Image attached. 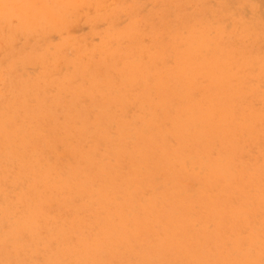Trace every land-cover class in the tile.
<instances>
[{"label": "rangeland", "instance_id": "1", "mask_svg": "<svg viewBox=\"0 0 264 264\" xmlns=\"http://www.w3.org/2000/svg\"><path fill=\"white\" fill-rule=\"evenodd\" d=\"M259 58L264 0H0V264H264Z\"/></svg>", "mask_w": 264, "mask_h": 264}, {"label": "bare ground", "instance_id": "2", "mask_svg": "<svg viewBox=\"0 0 264 264\" xmlns=\"http://www.w3.org/2000/svg\"><path fill=\"white\" fill-rule=\"evenodd\" d=\"M48 1H49V0H48ZM242 5H243V4H242ZM260 10H261V9H260ZM249 12H250V10L248 11V13H249ZM1 14H2V13H1ZM254 21H256V20H254ZM34 24H35V23H34ZM253 24H257V26H259L258 23L253 22ZM254 26H255V25H254ZM254 26H253V27H254ZM260 26H261V25H260ZM247 29H248V28H247ZM247 29H246V31H247ZM243 30H244V29H243ZM244 31H245V30H244ZM246 31H245V32H246ZM241 32H242V31H241ZM245 32H244V33H245ZM247 32H248V31H247ZM189 33H190V32H189ZM200 33H201V32H200ZM205 33H206V32H205ZM242 33H243V32H242ZM197 34H198V33H197ZM186 35H187V34H186ZM189 35H190V34H189ZM239 35H240V34H237V36H239ZM245 35H246V36L249 35V38L251 37V35L249 34V32H248V34L246 33ZM182 36H184V35H182ZM184 37H185V36H184ZM252 37H253V36H252ZM252 37H251V38H252ZM188 38H190V37L188 36ZM211 38H212V37H211ZM243 38H244V37H243ZM245 38H246V37H245ZM247 38H248V37H247ZM251 38H250V39H251ZM253 38H254V37H253ZM178 39H179V38H178ZM185 39H187V37H185ZM197 39H199V36H198V38H196V39L194 38L195 41H193V40H192V41H193V42H196ZM206 39H207V37H206ZM236 39H237V38H236ZM238 39H239V38H238ZM250 39H249V40H250ZM254 39H255V38H254ZM161 40H162V39H161ZM181 40H182V38H181ZM181 40H180V41H181ZM212 40H213V39H210L211 42H209V43H212ZM104 41H105V40H104ZM107 41H108V40H107ZM186 41H187V40H186ZM197 41H198V40H197ZM235 41H236V40H235ZM244 41H245V39H244ZM250 41H252V40H250ZM189 42H190V41H189ZM198 42H199V41H198ZM239 42H240V40H239ZM183 43H185V42L183 41ZM199 43H201V42H199ZM209 43L207 44L208 46H209ZM213 43H215V42L213 41ZM217 43H218V42H217ZM179 44H180V42H179ZM218 44H219V43H218ZM247 44H248V43H247ZM247 44H246V45H247ZM106 45H107V43H106ZM181 45H184V44H181ZM207 45L205 44V46L203 47V49H204L205 47H207ZM210 45H211V44H210ZM174 46H175V45H174ZM174 46H173V47H174ZM186 46H187V45H186ZM193 46H194V45H193ZM212 46H213V45H212ZM170 47H171V46H170ZM179 47H180V46H179ZM213 47H214V46H213ZM216 47H217V46H216ZM194 48H195V47H194ZM194 48H193V49H194ZM209 48H210V47H209ZM209 48L207 47V49H209ZM181 49H182V48H181ZM190 49H192V48H190ZM205 49H206V48H205ZM205 49H204V50H205ZM133 50H134V49H133ZM135 50H136V49H135ZM175 50H176V49H175ZM178 50H179V49H178ZM216 50H217V49H216ZM123 51H124V50H123ZM136 51H137V50H136ZM140 51H141V50H140ZM140 51H139V52H140ZM169 51H170V50H169ZM171 51H173V50H171ZM154 52H155V51H154ZM183 52H186V51H183ZM195 52H196V51H195ZM197 52H198V51H197ZM197 52H196V53H197ZM136 53H137V52H136ZM140 53H141V52H140ZM168 53H169V52H168ZM173 53H174V52H173ZM180 53H182V51H180ZM180 53H179V54H180ZM187 53H188V52H187ZM217 53H219V52H217ZM179 54H178V55H179ZM182 54H183V53H182ZM223 54H225V53H223ZM117 55H118V54H117ZM137 55H138V54H137ZM113 56H114V55H113ZM128 56H129V54H128ZM138 56H139V55H138ZM183 56H184V54H183ZM217 56H218V55H217ZM217 56H216V57H217ZM117 57H118V56H117ZM130 57H131V56H130ZM178 57H179V56H178ZM219 57H220V56H219ZM260 57H261V56H260ZM234 58H236V56H235ZM134 59H135V58H134ZM176 59H177V58H176ZM178 59H179V58H178ZM183 59H184V58H183ZM259 59L261 60V58H259ZM116 60H118V59L116 58ZM179 60H180V59H179ZM199 60H201V61L203 62L202 59H199ZM218 60H219V58H218ZM232 60H233V59H232ZM262 60H264V58H263ZM262 60H261V61H262ZM176 61H177V60H176ZM183 61H184V60H183ZM128 62H129V61H128ZM128 62H127V63H128ZM202 62H201V63H202ZM216 62H217V61H216ZM263 62H264V61H263ZM115 63H116V62H115ZM129 63H130V62H129ZM129 63H128V64H129ZM136 63H137V61H136ZM136 63H135V64H136ZM184 63H185V62H184ZM260 63H261V62H260ZM197 64H198V63H197ZM208 64H209L210 67L213 68V64H212V66H211V65H210V64H211L210 61H209ZM261 64H262V63H261ZM203 65H204V63H203ZM216 65H217V64H216ZM219 65H220V64H219ZM221 65H222V64H221ZM140 66H141V65H140ZM144 66H145V65H144ZM214 66H215V65H214ZM127 67H128V66H127ZM131 67H132V66H131ZM199 67H200V66H199ZM201 67H202V66H201ZM120 68H121V67H120ZM122 68H124V66H123ZM222 68H223V67H222ZM226 68H227V67H226ZM132 69H133V68H132ZM215 69H216V68H215ZM134 70H135V69H134ZM125 71H126V70H125ZM221 71H222V70H221ZM122 72H123V71H122ZM136 72H137V71H136ZM173 72H174V71H173ZM119 73H120V72H119ZM126 73H127V72H126ZM131 73H132V70H131ZM122 74H123V73H122ZM129 74H130V73H129ZM262 75H264V74H262ZM119 76H120V75H119ZM193 77H194V76H193ZM121 78H122V77H121ZM193 79H195V78H193ZM127 80L129 81V79H127ZM129 83H130V82H129ZM35 85H36V84H35ZM218 91H219V90H218ZM216 93H217V92H216ZM108 94H109V93H108ZM218 94H220V93H218ZM136 99H137V98H136ZM139 99H140V98H139ZM137 100H138V99H137ZM140 100H141V99H140ZM145 100H146V99H145ZM141 101H142V100H141ZM146 101H147V100H146ZM146 101H145V102H146ZM32 106H33V105H32ZM37 108H38V107H37ZM31 110H32V109H31ZM41 110H42V108H41ZM8 116H9V115H8ZM0 120H1V117H0ZM71 120H72V119H71ZM76 120H77V119H76ZM73 121H74V120H73ZM11 122H12V120H11ZM2 128H3V127H2ZM10 128H11V127H10ZM3 129H4V128H3ZM11 129H12V128H11ZM5 130H6V129H5ZM5 130H3V131H5ZM12 130H13V129H12ZM12 130H11V131H12ZM20 130H22V129H20ZM13 131H14V130H13ZM28 163H29V162H28ZM43 166H44V165H43ZM28 167H29V166H28ZM31 168H33V167H30V169H31ZM51 168H52V167H51ZM67 168H68V167H67ZM4 169H5V168H4ZM26 169H27V168H26ZM48 169H50V168L48 167ZM43 172H44V171H43ZM50 172H51V171H50ZM67 172H68V171H67ZM51 173H52V172H51ZM81 173H82V172H81ZM41 175H42V174H41ZM37 178H38V177H37ZM66 179H67V178H66ZM49 180H50V179H49ZM11 182H12V181H11ZM26 182H27V181H26ZM40 182H41V181H40ZM79 182H80V181H79ZM253 186H254V185H253ZM97 187H98V186H97ZM18 188H19V187H18ZM16 189H17V188H16ZM260 189H261V188H260ZM262 190H263V188H262ZM263 191H264V190H263ZM257 195H258V194H257ZM90 196H91V195H90ZM260 197H261V196H260ZM260 197H258L257 199H259ZM263 198H264V196H263L261 199L263 200ZM261 199H259V200H261ZM259 200H258V201H259ZM262 200H261V201H262ZM262 202H263V201H262ZM263 203H264V202H263ZM254 204H255V202H254ZM14 205H15V203H14ZM1 207H2V206H1ZM258 209H259V208H258ZM7 211H8V210H7ZM15 211H16V210H15ZM101 211H102V210H101ZM98 212H99V211H98ZM101 213H103V212H101ZM1 215H3V213H1ZM10 215H11V214H10ZM111 215H113V214H111ZM6 218H7V217H6ZM109 218H110V217H109ZM16 220H17V219H16ZM17 221H18V220H17ZM102 221H103V220H102ZM113 223H114V222H113ZM12 224H14V223H12ZM15 225H16V224H15ZM16 226H17V225H16ZM31 226H32V225H31ZM9 227H10V226H9ZM26 227H28V225H27ZM32 227H34V226H32ZM55 227H56V226H55ZM28 228H29V227H28ZM53 229H54V228H53ZM53 229H52V230H53ZM15 231H16V230H15ZM33 231H34V229H32V232H33ZM17 232H18V231H17ZM10 234H11V233H10ZM3 235L5 236V234H3ZM6 235H7V234H6ZM12 235H13V232H12ZM4 236H3V238H4ZM7 236H8V235H7ZM17 236H18V235H17ZM5 238H6V237H5ZM16 238H17V237H16ZM7 239H8V238H7ZM12 239H13V238H12ZM206 240H207V239H206ZM10 241H11V240H10ZM208 241H209V239H208ZM201 242H202V241H201ZM201 242H200V243H201ZM55 243H56V242H55ZM206 243H207V241H206ZM52 244H53V243H52ZM204 244H205V242H204ZM2 245H3V244H2ZM4 245H5V244H4ZM195 245H196V244H195ZM26 246H27V245H26ZM34 246L36 247V245H34ZM88 246H89V245H88ZM189 246H190V245H189ZM30 247H32V246H30ZM30 247L28 246V248H30ZM19 248H20V247H19ZM20 249H21V248H20ZM23 250H24V249H23ZM25 250H26V249H25ZM33 250H34V249H33ZM33 250H32V251H33ZM256 250H257V249H256ZM46 251H48V250H46ZM54 251H55V250H54ZM253 251H254V253H256L254 249H253ZM6 252H7V251H6ZM30 252H31V251H30ZM52 252H53V251H52ZM62 252H63V251H62ZM4 253H5V252H4ZM10 253H11V252H10ZM12 253H13V252H12ZM63 253H64V252H63ZM68 253H69V252H68ZM75 253H77V252H75ZM78 253H79V252H78ZM78 253H77V254H78ZM8 254H9V253H8ZM8 254H7V255H8ZM52 254H53V253H52ZM71 254H72V253H71ZM197 254H198V253H197ZM0 255H1V254H0ZM5 255H6V254H5ZM5 255H3V256H5ZM15 255H16V254H15ZM48 255H49V254H48ZM54 255H56V254H54ZM68 255H69V254H68ZM73 255H76V254H73ZM189 255H190V254H188L187 257H188ZM10 256H11V255H10ZM13 256H14V254H13ZM19 256H21V255H19ZM23 256H24V255H23ZM50 256H51V255H50ZM56 256H57V255H56ZM60 256H61V255H59V259H60ZM63 256H64V255H63ZM197 256H198V255H197ZM61 257H62V256H61ZM66 257H67V256H66ZM69 257H70V256H69ZM69 257H68V258H69ZM76 257H77V256H76ZM49 258H50V260H51V257H49ZM140 258H141V257H140ZM142 258H143V257H142ZM189 258H190V257H189ZM11 259H12V257H11ZM26 259H28V258L26 257ZM57 259H58V258H57ZM59 259H58V260H59ZM61 259H62V258H61ZM70 259H71V258H70ZM70 259H69V260H70ZM72 259H74V257H72ZM84 259H86V258H84ZM84 259H83V260H84ZM190 259H191V258H190ZM7 260H8V258H7ZM62 260H63V259H62ZM62 260H61V262H62ZM64 260H65V259H64ZM64 260H63V261H64ZM81 260H82V258H81ZM193 260H194V259H193ZM5 261H6V260H4L3 262H5ZM9 261H10V260H9ZM15 261H16V260H15ZM15 261H14V262H15ZM66 261H67V260H66ZM70 261H71V260H70ZM70 261H69V262H70ZM76 261H77V259H76ZM89 261H90V260H89ZM222 261H223V260H222ZM11 262H12V261H11ZM11 262H9V263H11ZM46 262H47V260H46ZM74 262H75V260H73V263H74ZM191 262H192V261H191ZM18 263H19V262H18ZM62 263H63V262H62ZM199 263H200V261H199ZM5 264H6V263H5ZM13 264H14V263H13ZM59 264H60V263H59ZM63 264H64V263H63ZM75 264H76V263H75ZM78 264H79V263H78ZM196 264H197V263H196Z\"/></svg>", "mask_w": 264, "mask_h": 264}]
</instances>
